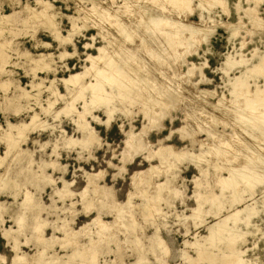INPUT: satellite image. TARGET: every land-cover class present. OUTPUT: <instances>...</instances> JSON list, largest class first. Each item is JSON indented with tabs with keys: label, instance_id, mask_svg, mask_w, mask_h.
<instances>
[{
	"label": "rangeland",
	"instance_id": "1",
	"mask_svg": "<svg viewBox=\"0 0 264 264\" xmlns=\"http://www.w3.org/2000/svg\"><path fill=\"white\" fill-rule=\"evenodd\" d=\"M92 1L0 0V52L7 53V63L0 64V264H225L224 255L237 258V251L242 264H264V65L260 73L252 71L264 57V0H209L211 6L205 0H189V6L186 0H97L98 12H115L107 22L92 14ZM40 10L51 13L56 26L35 14ZM113 52L119 65L114 58L111 70ZM101 68L111 74L110 82L126 70V83L114 77L107 82V101L98 107L90 101L101 98ZM85 70L80 87L64 85ZM126 85L129 91H121ZM104 108L112 110L109 120ZM22 123L29 125L25 138L8 126ZM9 137L23 141L10 150ZM82 138L89 141L79 143ZM248 168L257 170L262 183L252 187L240 178L241 186L231 191L219 184L230 170L240 175ZM197 197L207 204L199 207ZM150 201L156 202L152 209ZM16 216L24 218L21 227ZM221 220L227 230L216 237L222 239L207 240L209 228Z\"/></svg>",
	"mask_w": 264,
	"mask_h": 264
},
{
	"label": "bare ground",
	"instance_id": "2",
	"mask_svg": "<svg viewBox=\"0 0 264 264\" xmlns=\"http://www.w3.org/2000/svg\"><path fill=\"white\" fill-rule=\"evenodd\" d=\"M99 1H101V0H99ZM109 1H110V0H109ZM111 1H113V0H111ZM115 1H116V0H115ZM125 1H127V0H125ZM156 1H157V0H155V2H156ZM158 1H159V0H158ZM163 1H164V0H163ZM167 1H168V0H167ZM167 1H165V3H167ZM182 1H184V0H178V3H179V2L182 3ZM188 1H189V0H186V2H185V3L183 2V3L186 5ZM206 1L208 2L209 0H205V2H206ZM212 1H213V0H212ZM101 2H102V1H101ZM107 2H108V1H107ZM122 2H123V0H122ZM161 2H162V1H160V3H161ZM168 2H169V1H168ZM175 2H176V0H174V2H171V4H172V3L175 4ZM199 2H200V1H199ZM203 2H204V1H203ZM203 2H201V3H203ZM205 2H204V3H205ZM209 2H210V1H209ZM217 2H218V1H217ZM256 2H257V1H256ZM259 2H261V1H259ZM45 3H46V2H45ZM92 3H93V6H92L91 8H92V11H93L94 13H92L91 11H90V12H91L93 15L96 14V15L99 16V18H105V19L108 17V14H110V15L113 14V16L115 15V12H114V11H103V10H102V12H101V10H100V12H98V11H99V10H98V6L100 5V3H98L97 0H96V1H92ZM102 3H103V2H102ZM105 3H106V2H105ZM111 3H112V2H111ZM113 3H114V2H113ZM127 3H128V2H127ZM127 3L125 2V4H127ZM178 3H177V4H178ZM190 3H191V2H190ZM211 3H212V2H210L209 5H210ZM39 4H40V3H39ZM115 4H116V3H115ZM129 4H130V3H129ZM156 4H157V3H156ZM156 4H155V5H156ZM158 4H159V3H158ZM163 4H164V3H163ZM173 4H172V5H173ZM177 4H176V7H177ZM188 4H189V2H188ZM188 4H187V5H188ZM218 4H219V2H218ZM224 4H225V3H224ZM46 5H47V4H46ZM46 5H45V6H46ZM112 5H113V4H111V6H112ZM159 5H161V4H159ZM165 5H166V6H167V5L169 6L170 3L165 4ZM182 5H183V4H182ZM182 5H181V7H182ZM203 5H204V4H203ZM203 5H201V6L203 7ZM205 5H206V4H205ZM213 5H214V4H213ZM221 5H222V2H221ZM259 5H260V4H259ZM45 6H44V7H45ZM49 6H50V5H49ZM105 6H107V4H106ZM105 6H104V7H105ZM111 6H109V4H108V7H111ZM113 6H114V5H113ZM115 6H116V5H115ZM124 6H128V5H124ZM129 6H130V5H129ZM131 6H132V4H131ZM162 6H164V5H162ZM188 6H189V5H188ZM201 6H200V7H201ZM210 6H211V5H210ZM210 6H209V7H210ZM223 6H224V5H223ZM44 7H43V8H44ZM51 7H52V5H51ZM99 7H100V6H99ZM108 7H107V8H108ZM117 7H118V6H117ZM155 7H156V6H155ZM170 7H172V6H170ZM176 7H173V8H176ZM178 7H179V6H178ZM183 7H185V6H183ZM205 7H206V6H205ZM209 7H206V8L208 9ZM47 8H48V7H47ZM100 8H101V7H100ZM105 8H106V7H105ZM128 8H129V7H128ZM163 8H164V7H163ZM45 9H46V8H45ZM45 9H44V10H45ZM49 9H50V8H49ZM51 9H52V8H51ZM101 9H102V8H101ZM111 9H112V8H111ZM115 9H117V8H115ZM159 9H160V7H159ZM170 9H171V8H170ZM170 9H166V10H169V11H170ZM188 9H189V8H188ZM33 10L36 11V9H33ZM44 10H43V11L40 10L41 12L38 11L39 13H36V12H35V14H40V13H41L40 15H38V17H42V18H44V20H46V23H48L49 25L54 24V23H53V16H52V14H51V13L49 14L48 12H46V11H44ZM46 10H47V9H46ZM84 10H85V9H84ZM88 10H89V9H88ZM90 10H91V9H90ZM118 10H119V9H118ZM172 10H175V9H171V11H172ZM184 10H185V8H184ZM200 10H204V9L201 8ZM250 10H251V9H250ZM250 10H249V12H250ZM50 11H51V10H49V12H50ZM120 11H121V10H120ZM120 11H119V13H120ZM128 11H129V10H128ZM163 11H164V10H163ZM178 11H179V9H178ZM247 11H248V10H247ZM32 12H33V11H32ZM85 12H87V11H85ZM117 12H118V11H117ZM122 12H124V11H122ZM155 12H156V11H155ZM172 12H173V11H172ZM180 12H181V11H179V13H180ZM256 12H257V11H256ZM256 12H254V13L256 14ZM33 13H34V12H33ZM128 13H129V12H128ZM159 13H160V11H159ZM173 13H174V12H173ZM179 13H178V14H179ZM31 14H32V13H31ZM117 14H118V13H117ZM122 14H123V13H122ZM126 14H127V13H126ZM250 14H251V12H250ZM85 15H86V14H85ZM88 15H89V14H88ZM159 15H160V14H159ZM252 15H254V14H252ZM256 15H257V14H256ZM30 16H31V15H30ZM55 16H56V15H55ZM122 16H123V15H122ZM124 16H125V15H124ZM161 16H162V15H161ZM201 16H202V15H201ZM31 17H32V16H31ZM85 17H87V16H85ZM154 17H156V16H154ZM154 17H152V18H154ZM252 17H253V16H252ZM257 17H258V16H257ZM3 18H4V17H3ZM3 18H2V20H4ZM55 18H56V17H55ZM55 18H54V19H55ZM88 18H89V19H88ZM88 18H87V19L90 20L91 17H88ZM108 18H109V17H108ZM112 18H113V17H112ZM5 19H7V17H5ZM95 19H96V18H95ZM113 19H114V18H113ZM117 19H118V18H117ZM117 19H116V20H117ZM119 19H120V18H119ZM157 19H158V18H157ZM159 19H160V18H159ZM161 19H163V17H162ZM165 19H166V17H165ZM256 19H257V18H256ZM33 20H34V19H33ZM38 20H39V19H38ZM72 20H73V19H72ZM83 20H84V19H83ZM85 20H86V19H85ZM91 20H93V19H91ZM96 20H97V19H96ZM114 20H115V19H114ZM152 20H154V19H152ZM31 21H32V20H31ZM97 21H98V20H97ZM102 21H104V20H103V19L100 20V22H102ZM108 21H109V20H108ZM112 21H113V20H112ZM156 21H157V20H156ZM168 21H169V20H168ZM254 21H255V20H254ZM84 22H85V21H84ZM86 22H87V21H86ZM98 22H99V21H98ZM106 22H107V19H106ZM106 22H105V24H106ZM109 22H111V20H110ZM150 22H151V21H150ZM154 22H155V21H154ZM158 22H160V21H158ZM260 22H261V21H260ZM56 23H57V22H56ZM120 23H121V22H120ZM74 24H75V23H74ZM74 24H73V25H74ZM86 24H87V23H86ZM95 24H96V23H95ZM99 24H102V23H99ZM99 24H97V25H99ZM105 24H103V25H105ZM107 24H109V23H107ZM152 24H153V23H152ZM161 24H162V23H161ZM167 24H168V23H167ZM253 24H254V23H253ZM54 25H55V24H54ZM54 25H53V26H54ZM109 25H110V24H109ZM112 25H113V29H114V28H115V27H114V24H112ZM153 25H154V24H153ZM157 25H158V23H157ZM168 25H169V24H168ZM168 25H167V26H168ZM172 25H173V24H172ZM55 26H56V25H55ZM86 26H87V25H86ZM117 26H119V24H117ZM128 26H129V25H128ZM155 26H156V25H155ZM159 26H160V25H159ZM159 26H158V27H159ZM257 26H258V25H257ZM97 27H98V26H97ZM255 27H256V26H255ZM56 28H57V27H56ZM99 28H100V26H99ZM101 28H102V27H101ZM101 28H100V29H101ZM104 28H105V27H104ZM127 28H128V27H127ZM127 28H126V29H127ZM137 28H138V27H137ZM152 28H155V27H152ZM170 28H171V26H170ZM53 29H54V28H53ZM96 29H97V28H96ZM105 29H106V28H105ZM118 29L121 30V29H122V25H120L119 28H117V30H118ZM159 29H160V28H159ZM165 29H166V28H165ZM172 29H173V28H172ZM179 29H180V28H179ZM160 30H161V29H160ZM160 30H159L158 32H160ZM175 30H176V29H175ZM108 31H109V30H108ZM113 31H115V30H113ZM123 31H124V30H123ZM126 31H128V30H126ZM162 31H164V29H163ZM56 32H57V31H56ZM99 32L101 33L102 31L100 30ZM109 32H110V31H109ZM109 32H108V34L110 35ZM120 32H121V31H120ZM153 32H154V31H153ZM165 32H166V31H165ZM170 32H172V31H170ZM170 32H166L167 35H168V33L170 34ZM54 33H55V31H54ZM103 33H105V32H103ZM117 33H118V32H117ZM128 33H129V32H128ZM128 33H127V34H128ZM174 33L176 34L177 32L175 31ZM56 34H58V32H57ZM124 34H125V32H124ZM127 34H126V35H127ZM171 34H172V33H171ZM177 34H178V33H177ZM177 34H176V35H177ZM58 35H59V34H58ZM101 35H102V34H101ZM103 35H104V34H103ZM105 35H106V34H105ZM105 35H104V36H105ZM116 35H118V34H116ZM172 35H173V34H172ZM179 35H180V34H179ZM182 35H183V34H182ZM233 35H234V34H233ZM55 36H56V35H55ZM106 36H107V35H106ZM111 36H112V35H111ZM111 36H110V37H111ZM130 36H131V35H130ZM130 36H129V38H130ZM162 36H163V35H162ZM165 36H166V34H165ZM170 36H171V35H170ZM173 36L176 37L175 35H173ZM107 37H108V36H107ZM124 37H125V35H124ZM145 37H146V36H145ZM166 37H167V36H166ZM102 38H103V37H102ZM111 38L113 39V37H111ZM122 38H123V37H122ZM143 38H144V36H143ZM143 38H142V39H143ZM168 38H169V36H168ZM106 39H107V38H106ZM109 39H110V38H109ZM127 39H128L127 37H126V39L124 38V40H127ZM147 39H148V38H147ZM175 39H177V38H175ZM117 40H118V38H117ZM149 40H150V39H149ZM149 40H148V41H149ZM158 40H159V39H158ZM160 40H161V39H160ZM169 40H171V38H169ZM169 40H168V41H169ZM178 40H179V39H178ZM107 41H108V40H107ZM111 41H112V40H111ZM111 41H110V42H111ZM172 41H173V40H171V42H172ZM175 41H177V40H175ZM113 42H114V41H113ZM156 42H157V41H156ZM162 42L164 43L165 41H162ZM169 42H170V41H169ZM173 42H174V41H173ZM177 42H178V41H177ZM115 43H116V42H115ZM125 43H126V41H125ZM143 43H144V42H143ZM147 43H149V42H147ZM112 44H113V43H112ZM116 44H117V43H116ZM116 44H115V46H116ZM119 44L122 45V43H119ZM145 44H146V43H145ZM156 44H157V43H156ZM160 44L162 45V43H160ZM160 44H159V45H160ZM166 44H168V42H167ZM174 44H175V43H174ZM110 45H111V44H110ZM149 45L152 46L150 43H149ZM163 45H164V44H163ZM176 45H177V44H176ZM105 46H106V45H105ZM105 46L103 45V47H105ZM107 46H108V43H107ZM111 46H112V45H111ZM111 46H110V47H111ZM113 46H114V45H113ZM117 46H118V45H117ZM117 46H116V47H117ZM122 46H123V45H122ZM147 46H148V45H147ZM164 46H165V45H164ZM164 46H163V47H164ZM170 46H171V45H170ZM103 47H101L99 51H100L102 54H103V53L105 54V50H106V49L103 48ZM152 47H153V46H152ZM160 47H161V46H159V49H160ZM168 47H169V46H168ZM171 47H172V46H171ZM108 48H109V47H108ZM113 48H114V47H113ZM118 48H123V47L120 46V47H118ZM124 48H125V47H124ZM174 48H175V46H174ZM115 49H117V48H115ZM154 49H155V48H154ZM162 49H163V48H162ZM165 49H166V48H165ZM169 49H170V47H169ZM171 49H172V48H171ZM124 50H126V49H123V51H124ZM146 50H147V47H146ZM155 50H158V48H156ZM127 51H128V50H127ZM144 51H145V50H144ZM152 51H153V50H152ZM161 51H162V50H161ZM163 51H164V50H163ZM107 52H108V54H109V50H108ZM110 52H111V51H110ZM120 52H121V51H120ZM156 52H159V51H156ZM101 53H99V54H101ZM123 53H124V52H123ZM159 53H160V52H159ZM6 54H7V53H6ZM6 54H5L4 52H0V64H2V66H3L4 64L7 63V55H6ZM61 54H62V53H61ZM111 54H112V53H111ZM64 55H66V54H64ZM97 55H98V54H97ZM105 55H107V54H105ZM119 55H120V54H119ZM145 55H146V54H145ZM145 55H144V56H145ZM161 55H162V54H161ZM161 55H160V56H161ZM43 56H44V55H43ZM43 56H42V58H44ZM89 56H90V55H89ZM122 56H123V54H122ZM148 56H149V58H150V57H151V54L148 55ZM148 56H147V57H148ZM154 56L156 57V55H154ZM158 56H159V55H158ZM38 57H39V56H37V58H38ZM46 57H47V55H46ZM94 57H95V56H94ZM96 57H97V56H96ZM98 57H99V56H98ZM98 57H97V58H98ZM103 57H104V56H103ZM115 57H117V55H115V52H113V55H111V60H110L111 62L109 63L110 65L108 66L109 68L111 67V68H110L111 70H112V68L115 69L116 65L118 64V61H117L118 59H116ZM128 57H129V56H128ZM155 57H154V58H155ZM40 58H41V57H40ZM101 58H102V57H101ZM106 58L108 59V56H106ZM114 58H115L116 61H117V64H116V65H114V62H113ZM117 58H118V57H117ZM124 58H126V55H125ZM124 58H123V59H124ZM260 58H261V59H260L259 63L255 66L254 70H252L253 72L260 73V72L262 71L261 66L264 65V64H263V62H264V57H260ZM38 59H39V58H38ZM88 59H89V57H88ZM90 59H91V57H90ZM90 59H89V60H90ZM94 59H96V58H94ZM102 59H103V58H102ZM109 59H110V58H109ZM158 59H160V58L158 57ZM161 59H162V58H161ZM45 60H46V59H45ZM120 60H121V58H120ZM36 61H37V60H36ZM41 61H42V60H41ZM46 61L48 62V60H46ZM90 61H91V60H90ZM92 61H93V60H92ZM96 61H97V59H96ZM98 61H100V58H99ZM98 61H97V62H98ZM108 61H109V60H108ZM132 61L134 62L135 60L133 59ZM34 62H35V61H34ZM47 62H46V63H47ZM88 62H89V61H88ZM94 62H95V60H94ZM119 62H120V61H119ZM123 62H124V61H123ZM126 62H127V61H126ZM128 62H129V61H128ZM37 63H39V62H37ZM43 63H44V62H43ZM49 63H50V62H49ZM49 63H48V65H49ZM92 63H93V62H92ZM103 63L105 64V62H103ZM107 63H108V62H107ZM115 63H116V62H115ZM131 63H132V62H131ZM134 63H135V62H134ZM226 63H229V64H230V61H229V62L227 61ZM232 63H233V62H232ZM34 64H36V63H34ZM93 64H94V63H93ZM97 64H99V63H97ZM127 64H129V63H127ZM229 64H228V67H229ZM39 65H40L39 68L41 69V66H42L43 64H39ZM44 65H45V64H44ZM94 65H96V64H94ZM105 65H106V64H105ZM118 65H119V64H118ZM96 66H97V65H96ZM103 66H104V65H102V66H100V67L103 68ZM114 66H115V67H114ZM121 66H122V65H120V67H121ZM125 66H126V65H125ZM50 67H51V66H50ZM89 67H91V66H89ZM94 67H95V66H94ZM94 67L92 66V69H93ZM98 67H99V66H98ZM98 67H97V69H98ZM106 67H107V66H106ZM106 67H105V68H106ZM108 67H107V68H108ZM130 67H131V66H130ZM226 67H227V66H226ZM34 68H36V67H34ZM102 68L99 69V70H96V76L99 78L100 81L97 80V83H98V84L96 85V86H97V89H96V90H97V94L95 93L96 95H98V93H99V95L101 96V98H99V97H97V96H94V99H92V100L90 99V100H91L90 102H91L92 104H96V103H97L98 107L100 106L99 104H100L101 102H105V101H107L106 96H105V94H106V93H105V89H106L108 86L110 87V85H111L110 83H111L113 80H115L114 78H116V80L118 81V83H117V82H114V83H117V84L121 83V79L123 80L124 74H125V72H126V70H125L124 72H123V71H117L118 74H116V77L113 76L114 78L112 77L113 80L110 82V80L107 79V77L110 78L109 76H111V74H110V75H109V74L107 75V72H106V74H104L105 72H104V69H102ZM123 68H124V67L122 66V68H120V69H123ZM126 68H129V67L126 66ZM32 69H33V68H32ZM37 69H38V68H37ZM40 69H39V70H40ZM43 69H44V68H43ZM49 69H51V68H49ZM89 69H90V68H89ZM89 69H88V70H89ZM94 69H95V68H94ZM129 69H130V68H129ZM44 70H45V69H44ZM86 70H87V69H86ZM86 70H85V72H83V73L75 74V75H71V76L68 77L67 79H64V83H65L64 85H66V86L68 87L69 84H72L73 86H78V87H80V83H81V80H82V78H83L84 73H85V75H86V72H87ZM90 70H91V69H90ZM123 70H124V69H123ZM130 70H131V69H130ZM250 70H251V69H250ZM53 71H54V70H53ZM91 71H92V70H91ZM31 72H32V71H31ZM93 72H94V70H93ZM108 72H110V70H109ZM112 72H113V71H112ZM114 72H115V70H114ZM114 72H113L112 75H114ZM127 72H128V70H127ZM132 72H133V70H132ZM132 72H131L130 74H132ZM89 73H90V72H89ZM128 73H129V72H128ZM32 74H33V73H32ZM87 74H88V72H87ZM94 74H95V73H94ZM94 74H93V75H94ZM106 75H107V77H106ZM255 75H256V74H255ZM94 76H95V75H94ZM96 76H95V77H96ZM127 76H128V75H126V77H127ZM133 76H134V75H133ZM98 78H96V79H98ZM100 78H101V79H100ZM239 78H240V77H239ZM239 78H238V79H239ZM110 79H111V78H110ZM126 79H127V78H126ZM126 79H125V80H126ZM137 79H138V78H137ZM238 79H237V80H238ZM240 79H241V78H240ZM128 80H129V79H128ZM237 80H236L235 83H237ZM241 80H242V79H241ZM241 80H240V81H241ZM42 81H43V80H42ZM94 81H95L94 83L96 84V80H95V79H94ZM98 81H99V82H98ZM107 82H110V83H109L110 85L107 84L108 86H106L105 84H106ZM124 82H125V81H124ZM124 82H122V83H124ZM32 83H33V82H32ZM36 83H37V82H36ZM39 83H41V82H39ZM42 83H43V82H42ZM122 83H121V84H122ZM125 83H126V82H125ZM240 83H241V82H240ZM95 84H93V85H95ZM121 84H120L119 87H121ZM30 85H31V84H30ZM90 85H91V84H89V86H90ZM122 85H123V84H122ZM239 85H240V84H239ZM5 86H6V84H5ZM31 86H32V85H31ZM33 86H34V85H33ZM38 86H40V85L38 84ZM105 86H106V88H105ZM115 86H116V85H115ZM145 86H146V85H145ZM234 86L239 87V86H237V85H235V84H234ZM241 86H243V85H241ZM35 87H36V85H35ZM67 87H66V88H67ZM92 87L96 88L95 86H92ZM92 87H90V88L92 89ZM111 87H112V86H111ZM111 87H110V88H111ZM116 87H117V86H116ZM123 87H125V89H123V90L119 89V90H121V91H129L128 88H126L127 85H126V86H123ZM150 87H151V86H150ZM150 87H149V88H150ZM236 87H235V88H236ZM68 88H69V87H68ZM147 88H148V87H147ZM147 88H146V89H147ZM149 88H148V89H149ZM240 88H241V87H239L238 89H240ZM33 89H34V88H33ZM259 89H260V88H259ZM263 89H264V88H263ZM113 90H115V89H114V85H113L112 91H113ZM257 90H258V89H257ZM260 90H261V89H260ZM260 90H259L258 92H260ZM54 91L56 92V90H54ZM93 91H94V90H93ZM261 91H263V90H261ZM25 92H26V91H25ZM55 92H54V93H55ZM95 92H96V91H95ZM118 92H119V91H118ZM256 92H257V91H256ZM263 92H264V91H263ZM263 92H261V93H263ZM21 93H22V91H21ZM23 93H24V92H23ZM26 93H27V92H26ZM111 93H112V92H111ZM243 93H244V92H243ZM248 93H249V92H248ZM55 94H57V93H55ZM93 94H94V93H93ZM93 94H92V95H93ZM95 94H94V95H95ZM107 94H108V93H107ZM107 94H106V95H107ZM112 94H114V93H112ZM112 94H111V95H112ZM259 94H260V93H259ZM17 95H18V96H21L20 94H17ZM22 95L25 96V94H22ZM108 95H109V94H108ZM235 95H236V94H235ZM24 96H23V97H24ZM27 96H28V94H27ZM36 96H37V95H36ZM28 97H29V96H28ZM95 97H96V98H99V100L96 101L97 99L95 100ZM107 97H108V96H107ZM111 97H112V96H110V97H108V98H111ZM256 97H258V95H257ZM256 97H255V98H256ZM259 97H261V96H259ZM12 98H13V97H12ZM15 98H16V97H15ZM15 98H13V99H15ZM19 98H20V97H19ZM91 98H93V96H91ZM261 98H263V97H261ZM261 98H260V99H261ZM7 99H8V97H7ZM13 99H12V100H13ZM253 99H254V98H253ZM260 99H258L257 101H260ZM8 100H10V98H9ZM12 100H11V101H12ZM16 100H17V99H16ZM109 100H110V99H109ZM109 100H108V101H109ZM247 100H248V99H247ZM249 100H250V99H249ZM254 100H256V99H254ZM100 101H101V102H100ZM261 101H262V100H261ZM263 101H264V100H263ZM8 102H9V101H8ZM12 102H13V101H12ZM98 102H99V104H98ZM248 102H249V101H248ZM254 102H255V101H254ZM91 103H90V104H91ZM108 103H109V102H108ZM244 103H245V102H244ZM262 103H263V102H262ZM101 104H103V106H104V103H101ZM252 104H253V103H252ZM256 104H258V102H257ZM256 104H255V105H256ZM260 104H261V102H260ZM108 105H109V104H107V106H108ZM247 105H248V103H247ZM87 106H89V104H88ZM101 106H102V105H101ZM107 106H106V107H107ZM109 106H110V105H109ZM109 106H108V107H109ZM256 106H257V105H256ZM68 107H70V106H68ZM71 107H72V106H71ZM92 107H93V106H92ZM248 107H249V105H248ZM252 108H254V107H252ZM46 109H48V107H47ZM66 109H67V108H66ZM69 109H71V108H69ZM104 109H106V108H104ZM48 110H49V109H48ZM106 110H107V114L109 115V117H108V120H109V119H110V116L112 115V110L109 109V108L106 109ZM106 110H105V111H106ZM254 110H256V108H255ZM254 110H253V111H254ZM45 111H46V110H45ZM70 111H72V110H67L66 112L69 113ZM74 111H75V110H74ZM46 112H47V111H46ZM251 112H252V111H251ZM241 114H242V113H241ZM37 115H38V114H37ZM37 115H36V113H35V115L32 116V122H33V123L35 122L36 118L38 117ZM80 115H81V114H80ZM82 116H83V115H82ZM240 116H242V115H240ZM243 116H244V115H243ZM80 118H81V117H80ZM80 118H79V119H80ZM240 118H241V117H240ZM242 118H243V117H242ZM242 120H243V119H242ZM249 120H250V119H249ZM249 120H248V121H249ZM246 121H247V120H246ZM20 124H21V123H20ZM8 126L10 127V129H12L13 131H16V132H17V133L15 132V133H16L15 135H18V136H16V137H24V138H25V131H26L25 129H26L29 125H28V124H23V123H22V125L8 124ZM8 126H7V129H8ZM7 129H6V130H7ZM10 129H8V133L5 132L6 135L8 134V136H10L9 134H12V132H11L12 130H10ZM14 129H15V130H14ZM85 129H86V128H85ZM87 129H88V128H87ZM6 130H5V131H6ZM9 131H10V132H9ZM86 131H87V130H86ZM86 131H85V132H86ZM4 135H5V134H4ZM6 135H5V136H6ZM12 135H13V134H12ZM5 136H4V137H5ZM8 136H6L5 138H8ZM4 137H3V138H4ZM10 137H11V136H10ZM10 137H9V139H11V143H10V141L8 142V146H9L8 149L10 148V150H11V147H13L14 145L17 147L18 144L16 145V140H17V139H13V138H10ZM14 137H15V136H14ZM129 137H130V136H129ZM5 138H4L3 140H5ZM91 138H92V137H91ZM12 139H13V140H12ZM14 140H15V143H12V141L14 142ZM21 140H22V139H21ZM21 140H19V141L17 140V143H19ZM90 140H91V139H90ZM5 141H8V140H5ZM22 141H23V140H22ZM69 141H72V140H69ZM73 141H74V140H73ZM87 141H89V140H86L85 138H82V139H81V142H79V143H84V142H87ZM90 142H91V141H90ZM69 144H72V143H69ZM73 144H76V143L73 142ZM88 144H89V143H88ZM20 146H21V145H20ZM227 146H228V145H227ZM16 147H15V148H16ZM215 148H216V150H217L218 147H215ZM229 148H230V147H229ZM12 149H13V148H12ZM10 150H9V151H10ZM216 150H215V151H216ZM218 150H221V149H218ZM21 151H22V150H21ZM24 151H25V150H24ZM27 151H28V150H27ZM27 151H26V152H27ZM212 151H213V150H212ZM215 151H214V153H215ZM22 152H23V151H22ZM209 152H210V151H209ZM6 153H8V152H6ZM203 153H204V152H203ZM203 153H202V154H203ZM207 153H208V152H207ZM219 153H220V152H219ZM219 153L217 152V155H218ZM221 153H222V152H221ZM221 153H220V154H221ZM226 153H227V152H226ZM226 153L224 152V154H226ZM230 153H231V152H230ZM232 153H233V151H232ZM23 154H24V153H22V155H23ZM27 154H28V153H27ZM210 154H212V153H210ZM28 155H29V154H28ZM172 155H173V154H171V157H172ZM176 155H178V154H176ZM183 155H184V154H183ZM183 155H182V156H183ZM203 155H204V154H203ZM213 155H214V154H213ZM215 155H216V154H215ZM217 155H216V156H217ZM227 155H228V154H226L225 156H227ZM7 156H8V154H7ZM23 156H24V155H23ZM25 156H26V155H25ZM179 156H180V155H179ZM204 156H205V155H204ZM204 156H203V158H204ZM168 157H169V156H168ZM183 157H184V156H183ZM217 157H218V156H217ZM3 158H4V157H3ZM194 158H195V157H194ZM198 158H199V155H198ZM176 159H178V158H176ZM204 159H205V158H204ZM224 159H225V158H224ZM229 159H230V158H229ZM232 159H233V158H232ZM232 159H230V160H232ZM2 160L4 161V159H2ZM160 160H162V159H160ZM163 160H164V159H163ZM179 160H180V159H179ZM196 160H197V159H196ZM201 160H202V159H201ZM201 160H200V159L198 160V161H199V164L201 163V162H200ZM233 160H234V159H233ZM0 161H1V159H0ZM194 161H195V160H194ZM196 162H197V161H196ZM202 162H203V161H202ZM1 163H2V161H1ZM245 163H246V162H245ZM201 164H202V163H201ZM206 164H207V163H206ZM197 165H198V164H197ZM246 165H247V164H246ZM199 166H200V165H199ZM247 166H249V165H247ZM215 167H216V166H215ZM215 167H214V168H215ZM217 167H218V165H217ZM217 167H216V168H217ZM263 167H264V166H263ZM150 168H151V167H150ZM169 168H171V167L169 166ZM199 168H202V167H199ZM245 168H246V167H245ZM252 168H253V167H252ZM252 168H248V170H246V171L243 170L244 173H243V174L240 173V175H239V173H236L234 170H230V171H229V173H230L229 177H227V178L224 177L223 179H221L220 182L217 181V183H218V182H219V184L222 183V185H223L224 187H227V188H228L227 190L230 189L229 187H236V185L239 184V181H241L240 178H242V180H244V183L247 182V183H245L244 185L247 184V185H249V186H252V184L255 185V183H258V184H259V181H261V183H262L263 180H261V177L259 176V174L256 173L257 170H256V172H255V170L253 171ZM219 169H220V167H219ZM221 169H222V168H221ZM217 170H218V168H217ZM240 170H242V169H240ZM258 170H259V169H258ZM260 170H261V169H260ZM227 171H228V170H227ZM237 171H239V170H237ZM243 171H242V172H243ZM263 175H264V174H263ZM218 178L220 179V177H218ZM262 178H263V177H262ZM263 179H264V178H263ZM165 181L168 182L167 180H165ZM90 182H91V181H90ZM242 182H243V181H242ZM10 183H11V182H10ZM217 183H216V184H217ZM7 184H8V183H7ZM15 184H16V183H15ZM65 184H66V183H65ZM65 184H64V186H65ZM91 184H92V183H91ZM93 184H95V183H93ZM241 184H243V183H241ZM67 185H68V184H66V186H67ZM159 185H160V184H159ZM217 185H218V184H217ZM220 185H221V184H220ZM220 185H219V186H220ZM256 185H257V184H256ZM256 185H255V186H256ZM68 186H69V185H68ZM167 186H168V184H167ZM239 186H241V185L239 184ZM157 187H158V186H157ZM164 187H165V185H164ZM237 187H238V186H237ZM243 187H244V186H243ZM243 187H241V188L243 189ZM245 187H246V186H245ZM252 187H253V186H252ZM64 188H65V187H64ZM160 188H161V187H160ZM249 188H250V187H249ZM254 188H255V187H254ZM67 189H68V188H67ZM158 189H159V188H158ZM225 189H226V188H225ZM225 189H224V190H225ZM231 189H232V188H231ZM231 189H230V191H231ZM234 189H235V188H234ZM63 190H64V189H63ZM68 190H69V189H68ZM96 190H97V188H96ZM236 190H237V188H236ZM236 190H234V191H236ZM252 190H253V189L250 188V191H252ZM64 191H66V195H67V193H70V192L67 191V190H64ZM159 191H160V190H159ZM220 191H221V187H220ZM14 192H15V191H14ZM62 192H63V191H62ZM157 192H158V191H157ZM210 192L212 193V191H210ZM210 192H209V193H210ZM223 192H224V191H223ZM244 192H245V191H244ZM244 192H243V193H244ZM57 193H59V191H58ZM95 193H96V192H95ZM97 193H98V192H97ZM221 193H222V192H221ZM241 193H242V191H241ZM243 193H242V195H244ZM61 194H62V193H61ZM72 194H73V193H72ZM72 194H71V195H72ZM159 194H160V193H159ZM239 194H240V192H239ZM71 195H70V196H71ZM197 195H198V194H197ZM200 195H201V194H200ZM209 195H210V194H209ZM155 196H156V195H155ZM158 196H159V195H158ZM160 196H161V195H160ZM206 196H207V195H206ZM206 196H204V197H206ZM216 196H217V195H216ZM216 196L213 195V197H216ZM221 196H222V195H221ZM237 196H238V195H237ZM27 197H28V196H27ZM64 197H65V196H64ZM209 197H210V196H209ZM211 197H212V196H211ZM217 197H218V196H217ZM156 198H157V196H156ZM241 198H243V197L241 196ZM25 199H26V198H25ZM28 199H29V197H28ZM200 199H201V197H200ZM202 199H203V197H202ZM213 199H215V198H213ZM213 199H212V200H213ZM216 199H217V198H216ZM236 199H237V198H236ZM238 199H239V197H238ZM29 200H30V199H29ZM153 200H154V199H153ZM155 200H156V199H155ZM155 200H154V201H155ZM157 200H159V198H157ZM157 200H156V201H157ZM160 200H162V199L160 198ZM197 200H199L198 197L196 198V201H197ZM205 200H206V199L203 200L204 202H202V200H199V201H200V202H198V203H199V207L202 205V203H206ZM234 200H235V199H234ZM26 201H27V200H26ZM215 201H216V200H215ZM235 201H236V200H235ZM235 201H234V202H235ZM28 202H29V201H28ZM28 202H27V205H28ZM150 202H151V203H149V204H151L150 208L152 209L153 205H155L156 202H155L153 205H152V201H150ZM209 202H210V201L208 200V203H209ZM31 203H32V202H31ZM157 203H158V202H157ZM211 203H214V202H211ZM236 203H237V202H236ZM206 204H207V203H206ZM232 204H234V203H232ZM36 205H37V204H36ZM85 205H86V204H85ZM224 205H225V204H224ZM234 205H235V204H234ZM38 206H39V205H38ZM87 206H88V205H87ZM156 206H157V205H156ZM156 206H154V207H156ZM215 206H216V204H215ZM232 206H233V205H232ZM36 208L38 209V207H36ZM147 208H148V209H146V210H149V205H147ZM154 209L156 210V208H154ZM157 209H158V208H157ZM155 210H153V211H155ZM149 211H151V210H149ZM157 211H158V210H157ZM197 211H198V214H199L200 212H203V211H201V209H197ZM147 212H148V211H147ZM194 212L196 213V211H194ZM37 213H38V212H37ZM151 213H154V212H151ZM151 213H149L148 215L151 216V215H152ZM238 213H239V211L236 212V213H234V214L231 215V216H232V217H233V216L236 217V216L238 215ZM249 213H251V211H250ZM252 213H253V211H252ZM145 214H146V213H145ZM201 214H202V213H201ZM145 216H146V215H145ZM196 216H197V215H196ZM198 216H199V215H198ZM234 217H233V218H234ZM17 218H19V217L16 216V220H17ZM14 219H15V218H14ZM32 220H33V218H32ZM35 220H36V219H35ZM99 220H100V219H99ZM37 221H38V220H37ZM37 221H34V222L37 223ZM97 221H98V220H97ZM19 222H20V227H21V224H24V222H22L21 218H19ZM96 223H97V222H96ZM98 223H99V222H98ZM224 223H226L225 220H223V221L221 220V221L217 222L216 224H213V225L209 228V229L211 230V232H210V237H209V235L207 236V237H209L210 239H207V240L210 241V240H214V239L218 238V236L216 237V235H217L218 233H220V232L222 231V229L224 230V228H226V227H225L226 224H224ZM40 224H42V223L39 222V225H40ZM32 225H33V224H32ZM36 225L38 226V223H37ZM42 225H44V223H43ZM18 226H19V225H18ZM37 226H36V227H37ZM99 226H100V224H99ZM23 227H24V226H23ZM36 227H35V229H36ZM38 227H39V226H38ZM104 227H105V226H104ZM25 228H26V225H25L24 229H25ZM39 228H40V227H39ZM105 228H106V227H105ZM18 229H19V228H17V230H18ZM21 229H22V228H21ZM24 229H22V230H24ZM101 229H102V228H101ZM39 230H40V229H39ZM39 230H38V231H39ZM65 230H66V229H65ZM68 230H69V229H68ZM102 230H103V229H102ZM226 230H227V229H226ZM226 230H224V231H226ZM34 231H35V230H34ZM230 231H231V229H230ZM4 232H6V231H4ZM4 232H3V233H4ZM10 232H11V230H10ZM17 232H21V231H16V233H17ZM39 232H40V231H39ZM63 232H66V231H63ZM96 232H97V231H96ZM103 232H104V231H103ZM12 233H13V232H12ZM12 233H11V235H12ZM16 233H14L13 235H15ZM36 233H37V232H36ZM67 233H68V232H66V234H67ZM100 233H101V230H100ZM227 233H229V231H227ZM6 234L9 235L8 231H7V233H5V235H6ZM18 234H19V233H18ZM41 234H42V233H41ZM64 234H65V233H64ZM75 234H76V233H75ZM96 234H97V233H96ZM103 234H104V233H103ZM103 234H102V235H103ZM222 234H223V233H222ZM222 234H221L220 236H222ZM225 234H226V233H225ZM225 234H224V235H225ZM230 234H231V233H230ZM71 235H72V234H71ZM42 236H43V234H42ZM100 236H101V235H100ZM233 236H234V235H231V236L229 237L230 239H229V238L227 239L228 241L230 240V244L235 243V242H234L235 240L233 239L235 236H234V237H233ZM15 237H16V236H15ZM15 237H14V239H15ZM223 237H226V235L223 236ZM40 238H41V237H40ZM64 238H65V237H64ZM219 238H221V237H219ZM219 238H218V239H219ZM38 239H39V238H38ZM43 239H44V238H42V240H43ZM52 239H53V238H52ZM65 239H66V238H65ZM221 239H222V238H221ZM225 239H226V238H225ZM54 240H55V239H54ZM207 240H206V242H207ZM219 240H220V239H219ZM39 241H40V240H39ZM69 241H70V240H69ZM42 242H43V241H42ZM47 242H48V240H47ZM47 242H46V243H47ZM49 242H50V241H49ZM62 242H63V241H62ZM66 242H68V241H66ZM156 242L158 243V241H156ZM156 242H155V243H156ZM159 242H160V240H159ZM212 242H215V241H212ZM212 242H211V246L213 245L212 247H214V245H216V244L218 243V242H216V244H214V243L212 244ZM236 242H237V241H236ZM16 243H17V242H16ZM46 243H45V244H46ZM160 243L162 244V242H160ZM160 243H159V244H160ZM197 243H198V242H197ZM222 243H223V240H222ZM224 243H226V242L224 241ZM228 243H229V242H228ZM49 244H50V243H49ZM66 244H67V243H66ZM161 244H160V246H161ZM205 244H206V243H205V241H204V245H205ZM208 244H209V242H208ZM226 244H227V243H226ZM18 245H19V244H18ZM51 245H52V244H51ZM94 245H95V244H94ZM199 245H200V244H199ZM204 245H203V246L200 245V247L202 246V248L204 249ZM43 246H44V244H43ZM47 246H48V244H47ZM47 246H46V247H47ZM154 246H155V245H154ZM158 246H159V245H158ZM208 246H209V245H208ZM227 246H230V245L227 244ZM227 246H226V248H229V247H227ZM231 246H232V245H231ZM233 246L235 247V245H233ZM14 247H16V246H14ZM46 247H45L44 249H46ZM48 247H49V246H48ZM48 247H47V248H48ZM50 247H51V246H50ZM155 247H156V246H155ZM197 247H198V246H197ZM197 247H196V248H197ZM84 248H85V247H84ZM230 248H231V247H230ZM230 248H229V249H230ZM78 249H80V248H78ZM87 249H88V246H87ZM199 249H201V248H199ZM199 249H198V250H199ZM207 249H208V247H207ZM207 249H206V250H207ZM209 249H210V248H209ZM232 249H233V248H231V250H232ZM206 250L204 249L203 251H206ZM227 250H228V249H227ZM237 250H238V249H237ZM17 251H18V250H17ZM41 251H43V250H41ZM44 251H45V250H44ZM84 251H85V250H84ZM84 251H83V252H84ZM208 251H209V250H208ZM228 251H229V250H228ZM233 251L235 252L234 249L232 250V252H233ZM75 252H77V251H75ZM86 252H87V251H86ZM199 252H200V251H199ZM199 252H198V254H199ZM201 252H202V249H201ZM201 252H200V253H201ZM206 252H207V251H206ZM229 252H230V251H229ZM238 252H239V254H240V251H237V252H236V255H237ZM20 253H21V252H20ZM41 253H42V252H41ZM45 253H46V252H45ZM209 253H210V252H209ZM230 253H231V252H230ZM72 254H73V253H72ZM74 254H75V253H74ZM74 254H73V255H74ZM83 254H84V253H83ZM202 254H203V253H202ZM205 254H206V253H205ZM205 254H204V255H205ZM211 254H212V253H211ZM226 254H227V253H226ZM234 254H235V253H234ZM234 254H231V255L229 254V255H230V258H231L232 255H233V257H234ZM239 254H238L237 258L234 257V258H235L234 262H231V263H228V264H242V263H244L243 260H242V258H241L242 256H239ZM39 255H41L40 252H39ZM80 255H82L81 252H80ZM199 255H201V254H199ZM204 255H201V256H202L201 258H203ZM206 255H207V254H206ZM212 255H213V254H212ZM212 255H211V256H212ZM240 255H241V254H240ZM34 256H35V255H34ZM209 256H210V255H209ZM211 256H210V257H211ZM14 257H15L14 260H15V262H16V256L14 255ZM51 257H52V256H51ZM72 257H73V256H72ZM214 257H215V256H214ZM225 257H227V259H226ZM228 257H229V256L224 255V259H225V261H224L223 258L221 257L222 260H223V262H225V264H226V260L228 261V259H230V258H228ZM47 258H50V257H47ZM47 258H46V260H47ZM53 258H55V257H53ZM221 258H217V259H220V260H218L217 262H219V261L222 262V261H221ZM234 258H232V259H234ZM17 259H18V258H17ZM36 259H37V258H36ZM40 259L45 260V258H42V257H41ZM69 259H70V258H69ZM142 259H143V258H142ZM142 259H140V260L142 261ZM206 259H207V258H206ZM214 259H215V258H212V260H214ZM217 259H216V260H217ZM19 260H20V258H19ZM19 260H18V261H19ZM37 260L39 261V259H37ZM43 260H42V261H43ZM48 260H49V259H48ZM48 260H47V262L45 261L46 263H44V264H48ZM52 260H53V259H52ZM204 260H205V257H204ZM204 260L202 259V261H204ZM208 260H209V259H208ZM53 261H54V260H53ZM53 261H50V263L53 262ZM138 261H139V260H138ZM196 261H198V260H196ZM199 261L201 262V260H200V256H199ZM205 261H206V260H205ZM210 261H211V260H210ZM214 261H215V260H214ZM214 261H213V262H214ZM231 261H233V260H231ZM15 262H14V263H15ZM54 262H55V261H54ZM139 262H140V261H139ZM139 262H138V264H139ZM143 262H144V260H143ZM16 263H18V262H16ZM39 263H40V262H39ZM42 263H43V262H42ZM214 263H215V262H214ZM32 264H33V263H32ZM51 264H53V263H51ZM140 264H141V262H140ZM211 264H213V263H211ZM219 264H220V263H219Z\"/></svg>",
	"mask_w": 264,
	"mask_h": 264
},
{
	"label": "crops",
	"instance_id": "3",
	"mask_svg": "<svg viewBox=\"0 0 264 264\" xmlns=\"http://www.w3.org/2000/svg\"><path fill=\"white\" fill-rule=\"evenodd\" d=\"M22 222H24V218H21Z\"/></svg>",
	"mask_w": 264,
	"mask_h": 264
}]
</instances>
